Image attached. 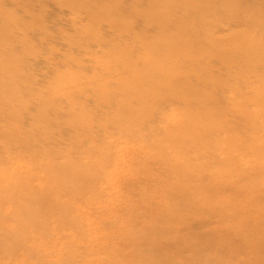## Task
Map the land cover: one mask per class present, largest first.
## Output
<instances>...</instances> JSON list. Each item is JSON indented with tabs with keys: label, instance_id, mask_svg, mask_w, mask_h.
I'll list each match as a JSON object with an SVG mask.
<instances>
[{
	"label": "bare ground",
	"instance_id": "obj_1",
	"mask_svg": "<svg viewBox=\"0 0 264 264\" xmlns=\"http://www.w3.org/2000/svg\"><path fill=\"white\" fill-rule=\"evenodd\" d=\"M56 1L80 10L96 23L86 26L85 31L89 40L103 47V55L107 57L100 66L104 74H100L98 80L102 86L110 87V92L116 93L102 104L113 109L117 124L126 126L129 133L150 132L151 140L139 142L133 138L130 142L138 147L134 153L139 157L136 161L140 165L167 168V174L154 172L149 177V180L161 179L164 188L155 190L152 187L146 192L143 203H139L146 205L144 202L155 195L156 211L149 214V221L141 223L135 208L126 213L129 217L120 240L125 242L123 247L129 251L131 260L125 264H264V171L254 172L256 163L264 169V142L240 138L241 127L227 122L229 108L217 104L218 90L232 87L235 115L254 127L251 138L261 131L256 128L261 117L264 126V72L258 73V89L254 94L246 95L242 91L253 73L264 67V0ZM213 1H217V9L213 7ZM42 3L43 0H28L27 4L24 0H0V123H4L0 125L7 134L14 132L12 119L32 121L36 128L44 126L41 132L29 129L22 135L23 145L33 143L39 152L35 154L38 161L34 174L26 171L24 173L31 176L23 175L30 184L25 188L28 193L11 196L0 189V219L5 216L20 222V225L9 222L5 228L0 227V264H6L4 255L11 258L16 255L10 240L19 230L26 240H32L36 234L34 236L39 235L45 241L37 248L41 257L38 264H84L83 261L89 258L80 248L64 247L54 257L48 249L50 226L35 216L46 213L40 205L43 199L49 201L50 213H69L71 206L60 205L58 195L65 193L78 198L83 194L81 188L92 184L94 177L99 175L93 163L66 160L63 163L59 158L66 159L65 154L49 148L50 141L59 138L54 134L62 125L68 130L73 129L82 141L96 136V131L92 125L78 130L82 124L72 117L80 119V115L69 102L53 109L57 118L41 113L62 83L67 84L62 93H69L71 102L80 99L82 93L75 89L81 85L73 84L72 78L78 74L83 76L79 70H66L62 78L59 73L56 79H37L31 59L38 57L40 52L35 44L23 43L29 41L30 34L40 32L35 27L43 21ZM242 9L246 11L245 16L236 19L228 33L218 34L221 31L214 25L217 11L220 10L223 16L216 22L221 29ZM102 22H109L126 40L106 39L100 31ZM237 37L242 39L241 44L235 42ZM168 49L172 51L167 52ZM54 52L50 48V54ZM178 55L182 56L176 57ZM214 59L219 62L213 66L211 61ZM181 65H186V72L180 70ZM120 71L123 74L119 75ZM12 72L20 76L11 75ZM80 79L87 80V77ZM45 86L55 90L46 99L39 95V88ZM174 90L179 94L174 95ZM145 94L149 103L142 101ZM160 94L168 96L170 104H185L183 110L174 107L172 114L180 120L177 127L185 139L198 141L194 149L172 150L170 146L177 140L166 142L171 128L153 130L148 125L158 114ZM250 103L256 105L254 111L250 110ZM64 112L68 115L66 124L60 120L66 118ZM105 121H102L104 125ZM224 133L226 135L222 137ZM210 135L214 137L213 141L207 139ZM35 137L41 141L37 142ZM15 142L9 137V141L0 142V146L10 147ZM102 148H106L105 143ZM46 151L50 158L39 160L40 153ZM213 152L226 156L212 161L210 154ZM184 158L186 161L196 159L197 166H186ZM247 158L255 164L250 165L245 161ZM104 162L103 166L107 164ZM91 197L95 198L92 194ZM197 214L201 217H196V222L206 228L212 227L208 237L202 233L193 239L190 235L188 223ZM54 226L58 231H69L76 240L85 238L78 217L71 222L56 221ZM102 226L104 229L111 227L110 224ZM205 237L208 248H196L195 241L204 242ZM172 240L177 243L173 244ZM106 241L110 243V240ZM224 243L229 247L223 248ZM191 246L193 253L188 255L186 249ZM50 255L54 258H47ZM99 264H114V261L102 258Z\"/></svg>",
	"mask_w": 264,
	"mask_h": 264
},
{
	"label": "rangeland",
	"instance_id": "obj_2",
	"mask_svg": "<svg viewBox=\"0 0 264 264\" xmlns=\"http://www.w3.org/2000/svg\"><path fill=\"white\" fill-rule=\"evenodd\" d=\"M27 1L28 0H24L26 4ZM244 1L248 2V0ZM4 2L7 3L8 1ZM212 4L213 7L217 9V1H213ZM219 11H217V16L215 15L216 18H214L216 29L221 31L218 34L228 33L230 31L229 28L234 21L238 18H243L246 14V11L242 9L240 12L236 13V18L234 16L232 18L233 20H227L228 23L224 24L225 26L220 29L218 28L220 26H217L216 22H219L223 16ZM42 15L43 21L41 22V25L35 27L37 32L39 30L40 32H38V34L36 32L33 35L30 34L29 41L27 40L28 42L24 41L23 43L24 45H29L31 43L35 44L36 50L40 52L38 57L35 56L31 59V63L35 67L37 79L43 81L44 79L55 77L59 73L58 76H61L60 78H62L63 72L66 70H79L83 76L78 74L72 78L73 84L81 85L80 88L75 90L82 93L80 99L73 100L72 102L70 101L69 93H62L63 90L67 89L65 86L67 85L66 83H62L61 88L58 89L56 93L55 90H51L48 86H45L44 89L39 88L41 90L39 95L41 96L42 94L45 99L49 97V95H53L52 93H55L49 98L47 105L44 106L45 109L43 108L44 110L42 109L43 111H41V113L44 112L46 113V116L57 118L53 113V109L63 106L64 104L66 105V103L69 102L71 103L73 110L80 115V119L72 117V119L79 120L82 124L78 130L85 128L87 125H92L96 131V136L93 135V138H86L82 141L73 129L68 130L62 125V127L57 129L54 134L59 138L51 140L49 148L50 150L65 154L66 159H64V157L59 158L63 163H66L67 161L74 163L89 161L93 163L95 169L98 170L99 175L94 177L95 179L92 184L84 185L81 188V193L83 194L78 198L65 193L58 195V202L60 205L69 204L71 206L72 211L69 213L63 211H57L56 213L58 214L50 213V203L47 199H43L40 201V205L42 210L46 211V213H44V215L36 214L35 216L43 219L50 226L47 238L48 249L51 250L54 257L59 255L63 250V247L70 250L80 248L84 251V255H89V258L83 261L84 264H99L102 258L113 260L114 264H125L131 260L129 251L123 247L125 242L120 240L121 232L127 226L126 223L128 220L126 218L129 216L126 215V213L129 209L135 208L137 210L136 214L140 217L141 223L149 221V214L156 211L157 203L155 204L156 201L154 202L155 195L151 196V199L147 202H144L146 205L140 206L139 203H143L142 200L146 196V192L150 191L152 187H154L155 190H161L162 186L164 188V183L162 184L161 179L149 180V177L154 172H159L158 174L160 175H162V173L167 174V168L163 165H152L150 167L146 164L140 165L136 161L138 155L135 156L134 154L136 150H138V147L135 144H130V142L134 139L139 142L143 140L146 141L147 139L151 140V137L148 134L150 132L141 130L137 133H129L126 130V126L123 124H117L119 122L116 121L117 117H114L113 115V109L109 105V107H107L102 104V102H107L108 99L116 93H113L112 91L111 93L110 87L102 86L101 81L98 80L100 74H104V72L101 71L100 66L107 60V57H104L103 55V47L98 42L89 40L85 31L86 26L90 27L92 24L95 25L96 23H93L87 14L80 13V10L59 3L56 0H43ZM100 31L106 39L122 42L126 40V37L116 32L109 22H102ZM235 42L241 44L242 39L237 37ZM137 46L138 45H136V48L138 49ZM50 48L54 49L55 52L50 54ZM166 51L169 52L172 50L168 49ZM34 52L37 54L35 50ZM179 56L182 55L176 57ZM218 62L217 59H214L211 61V64L214 66ZM180 70L186 72V65H181ZM259 70L260 71L257 70L253 73L249 83L242 88L243 93L246 95H252L257 91L258 85L256 80L258 73L264 72V67ZM14 74L18 77L20 76V74L15 72L11 73V75ZM121 74H123V71H120L119 75ZM85 76L87 77V80L80 79L81 77L85 78ZM57 77H55V79ZM173 94L176 95L179 94V92L174 90ZM160 97L161 99L157 103L158 109L156 108L158 114L148 125L151 126L153 130L166 127L171 128V135L167 136L166 142L172 143L173 139L177 140L171 144L170 147L172 150L184 148L194 149V147L198 145V141L196 142L195 140L185 139L177 127L180 120L176 115L172 114V109L174 107L183 110L185 104H170L168 96L160 94ZM217 99V104L229 108V116L227 119L228 124L231 126L235 124L241 127L240 131L242 132L239 131L240 133H238L240 138L249 139V141L258 142L261 140L264 142V126L261 123L262 117L258 119L260 122L256 127L261 128V131L255 138H251V130L254 127L250 126L244 118L236 117L237 115H235L236 113L234 109L236 103H234L235 96L232 87H223L219 89ZM148 100L149 97L145 94L142 97V101L149 103ZM41 103L42 102L40 101L39 104ZM231 108L233 109L231 110ZM249 108L254 111L256 105L250 103ZM60 115L62 116V113H60ZM63 115H67V112H64ZM149 115L151 116V113H149ZM67 117L68 115L66 118L61 117L60 120L65 121L66 124ZM105 119L106 121L104 125L102 121ZM34 121H36V119ZM250 124L253 125V123ZM97 126H102L103 128L99 129ZM29 129L41 132L44 129V126L41 125L36 128V125H34L32 121L12 119V130L14 132L12 134L11 132L7 134L2 130L0 125V142L5 140L8 142L9 137L12 140H16V142L11 144L10 147H6L5 145L0 146V189H3L5 195L17 196L22 194V192L28 193L25 188L27 185L30 186V184L23 178V175L26 177L27 173L34 174L35 163L38 161V157L35 154H39V152H37L38 150L34 148L33 143L23 145L22 135L28 132ZM146 130H149V128ZM225 135L226 133H224L222 137ZM207 139L213 141L214 137L210 135ZM35 140L40 142L41 138L35 137ZM102 143L106 144V148H102ZM40 154L42 155H39V160L50 158V153L47 151L45 153L41 152ZM224 156L226 155L220 152H213L210 154L212 161L220 158L222 159ZM64 160H66V162H64ZM104 161L107 162L105 166H103ZM183 161L186 166L192 168H195L198 164L196 159L186 161L184 158ZM245 161H249L250 165L255 164V161L250 158H247ZM227 164L231 163L227 162ZM26 171L27 173H24ZM263 171L264 169L260 163L254 165V172L261 173ZM31 174L27 175L30 177ZM254 188L256 190L260 189L259 187ZM91 194L95 198L91 197ZM198 216L201 217V215L197 214L192 217L191 222L188 223L189 231H191L190 235L193 239L195 236H199L202 233L207 235L212 229L211 226L206 228V226L196 222L195 218ZM75 217L80 219L82 224L80 230L85 235V238L79 240L74 239L69 231H58L54 226L56 221L71 222ZM118 220L121 222H117ZM9 222L20 225L18 220L14 222L11 218H5L4 216L0 219V227L5 228L6 224ZM102 224H110L111 227L104 229ZM112 224L115 225L112 227ZM179 226L182 225L179 224ZM34 235L36 234H33L34 238L32 240H26L22 231L19 230L15 232L13 237L16 238V242L13 238L10 240V244L15 246L16 255L12 258L9 255H4L3 261L6 264H23L27 262L38 264L41 257L37 253V248L39 249L43 246L45 241L42 240L41 236L38 235L36 237ZM42 236H44V234H42ZM207 237H205L204 242L195 241V247L207 249L208 245L205 242ZM199 238L197 237V239ZM106 240H110V243ZM172 241L173 244L177 243V240ZM67 246L68 248H66ZM222 247L228 248L229 246L224 243ZM192 253L193 246L186 249V254L189 255ZM24 256H26V259ZM53 256L50 255V257L47 256V258L53 259Z\"/></svg>",
	"mask_w": 264,
	"mask_h": 264
}]
</instances>
